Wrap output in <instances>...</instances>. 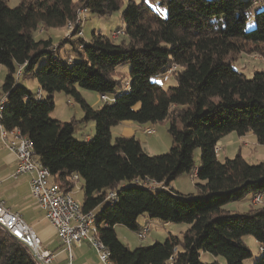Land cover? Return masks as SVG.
I'll return each mask as SVG.
<instances>
[{"label":"trees","instance_id":"16d2710c","mask_svg":"<svg viewBox=\"0 0 264 264\" xmlns=\"http://www.w3.org/2000/svg\"><path fill=\"white\" fill-rule=\"evenodd\" d=\"M6 1L0 0V66L5 68L0 95H6L0 122L30 138L50 180L63 191L74 190L71 176L78 175L82 209L96 215L97 236L111 259L119 264H209L200 259L201 252H209L224 264H244L251 251L243 237L251 235L263 249L254 264H264V206L235 214L223 208L247 194L264 195V160L248 163L238 152L220 161L214 153V145L233 132L239 137L252 133L264 145V72L247 78L232 66L242 50L264 58V8L245 30L253 0H19L14 7ZM157 6L165 9V17ZM80 7L99 16L124 7L123 37L116 42L92 32L89 41L77 38L78 49L73 39L56 43L34 36L74 21ZM64 42L77 59L59 58ZM124 63L130 67L122 81L115 76ZM172 64L174 85L152 80L168 74ZM18 65H23L19 77L35 78L44 97L37 99L19 83ZM81 90L113 101L94 108ZM56 92L80 105L83 121L94 122L90 140L75 139L74 120L50 116ZM125 120L167 122L169 150L149 155L134 136H113L111 128ZM194 168L196 194L169 187ZM108 191L116 192L112 204L105 200ZM143 215L188 227L180 235L169 233L163 242L129 249L114 226L137 232ZM0 264L38 263L0 227Z\"/></svg>","mask_w":264,"mask_h":264},{"label":"rangeland","instance_id":"374dc122","mask_svg":"<svg viewBox=\"0 0 264 264\" xmlns=\"http://www.w3.org/2000/svg\"><path fill=\"white\" fill-rule=\"evenodd\" d=\"M137 3L141 2V0H135ZM146 2L150 3L149 0H145ZM254 3L250 10L248 11V17L246 23L244 25V29L248 30L254 26L255 18L254 14L256 11L261 10L264 8V0H253ZM7 5L10 7H14L19 3V0H7ZM127 2V0H125ZM151 4V3H150ZM125 6V3H124ZM124 7L120 8V10L114 11L109 15L99 16L95 13L87 12L84 17L82 23V35L78 34V32L73 28L72 30L67 29L66 26L60 28H52L54 35V42L58 43L60 40L63 39H73L74 45L76 48L80 49V45L77 44L78 39L80 38L83 41H89L92 32L95 34L100 33L104 35H108L111 39L115 40L116 42L119 41L123 35H118L116 37L111 36L112 31L123 28L121 22V11ZM159 14L162 17L166 16V11L163 7H155ZM66 30V34L64 36V31ZM74 32V36H69ZM36 38L45 36V34L40 35L39 31L34 33ZM72 37V38H71ZM79 43V42H78ZM80 47H79V46ZM59 50V58L61 60H66L67 58L70 59H77V54L72 51L69 42H64L61 45ZM233 68L237 71L242 72L247 78H250L254 72H264V58L259 55L258 53H251L247 50H242L236 58V61L232 64ZM129 63L121 64L117 68V79H122L124 81L128 78V70H129ZM176 68H174L175 70ZM173 70V71H174ZM164 75H156L152 77V80L163 84L164 86H171L174 85L175 79L172 75V72ZM5 75V68L0 66V78L4 77ZM19 83L27 84L28 88L32 92H37V81L32 76H21L19 77ZM83 93V98L86 102L94 108H97L103 104V101L100 99V95L89 90H81ZM42 97L44 94L42 92ZM54 100V108L50 113V116L53 119H58L61 121H70L74 120L75 127L73 135L75 139L81 141L86 140V136L90 135L89 140L93 137L94 134V122L93 121H83V111L80 105L75 102L72 98L66 97L62 92H56L53 96ZM71 103V104H70ZM167 122H158L155 124L148 123L147 126H151L154 128V132L152 134H144L145 140L140 142V145L143 151L149 155L155 154H162L169 150L171 146V137L167 132ZM117 134L121 132L120 126H116L113 128ZM113 135V134H112ZM114 136V135H113ZM231 140V141H230ZM221 146V150L217 156L218 160H223L224 158H232L238 152L241 156L248 162V163H258L264 160V145L259 144L255 136L252 133L245 134L244 136H238L237 134L230 133L223 139L219 141ZM240 149V150H239ZM193 160L194 166L197 167L200 163V150L199 148L194 149L193 151ZM176 185L178 186V192L184 194H196L197 189L195 188L194 183L196 182V178H192L190 173H184L179 175L174 179ZM173 180V181H174ZM172 181V182H173ZM172 182L170 183V187H172ZM78 183L74 190L72 191V196L75 200L81 202L83 198V192L80 188L81 185ZM252 194H247L242 200L240 201H231L223 205V208L228 212L235 214V213H242L248 211L251 207H260L264 206V195L261 197V201L259 203H252L250 200L252 198ZM139 217L138 220H140ZM154 224L149 226V231L146 234V237L142 240L137 238L136 232H133L126 228L123 225H118L117 228V235L118 238L123 241L129 249H134L138 245H150L153 242H163L166 236L170 233L173 235H180L183 233L188 224L186 223H164L159 220H154ZM121 229V230H120ZM245 245L251 251V257L247 258L244 261V264H254L257 258L261 255V251L259 250V245L256 240L251 235H246L243 237ZM200 259L206 263H213L217 262L216 264H224V259L221 256H214L209 252H201Z\"/></svg>","mask_w":264,"mask_h":264},{"label":"built area","instance_id":"2783aa9c","mask_svg":"<svg viewBox=\"0 0 264 264\" xmlns=\"http://www.w3.org/2000/svg\"><path fill=\"white\" fill-rule=\"evenodd\" d=\"M87 12L88 10L84 7L77 9L75 20L68 21L65 25L69 32L74 28L79 35L82 33L81 26ZM123 33L124 28H118L112 31L111 36L116 37ZM70 60L68 58V61ZM22 68L23 65L17 66L16 77L21 75ZM174 68H176V65L172 64L167 72L170 73ZM35 97L37 99L42 97L40 89L35 92ZM100 99L102 101H113V98L106 94H100ZM5 105L6 95L1 94L0 120ZM142 132L152 134L154 128L147 126L142 129ZM0 139L4 146L15 155L16 166L13 175L26 174L29 176L30 196L44 210L46 219L53 226L58 240L68 253V263H70L69 260L72 258L71 247L84 241L95 250L101 264H119L111 259L109 248L97 236L96 215L94 212L84 211L81 202L73 198L72 192L63 191L58 183L50 180L49 171L35 154L30 138L23 135L18 128L5 129L0 122ZM220 150L221 146L218 142L214 145L216 156H218ZM196 172L197 170L194 168L190 175L194 177ZM71 178L77 185L78 175L74 173ZM155 185L151 184L153 187ZM105 200L110 204L114 203L116 201V192L108 191L105 195ZM250 201L259 203L261 197L255 195ZM0 227L26 246L38 264L52 263L54 258L52 252L43 247L40 238L32 227L23 220L21 215L7 208L2 200H0ZM148 231L149 225H144L136 232L137 238L140 240L144 239ZM259 250H263L262 247H259Z\"/></svg>","mask_w":264,"mask_h":264},{"label":"crops","instance_id":"0c3cea01","mask_svg":"<svg viewBox=\"0 0 264 264\" xmlns=\"http://www.w3.org/2000/svg\"><path fill=\"white\" fill-rule=\"evenodd\" d=\"M51 29L52 28L44 29L39 31V33L40 35L45 34V37H51L53 40L54 33ZM64 32L65 36L66 30ZM2 81L3 77L0 78V87ZM22 85H24L29 90L27 84L23 83ZM38 88L39 86H37V90ZM81 94L83 96L82 92ZM116 126H120L121 128V132H119V134H117V132L113 129ZM145 127H147V124H139L133 121L125 120L113 126L111 128V133L114 136H134L136 139L142 142L143 140H145V133L142 132V129ZM227 135H225L224 137H226ZM89 138L90 135H87L86 139ZM15 166L16 160L14 153L9 151L0 139V200H2L4 202V205L11 211L18 212L23 220L32 227L34 232L40 238L43 247L52 252L54 258L51 264H101L95 250L87 242L84 241L78 244H74L71 247L72 258L69 260L70 263H68V253L63 249V246L61 245L55 234L53 226L46 219L44 210L40 206H38L30 196L29 176L26 174L14 176L13 173L15 170ZM175 182L176 181L174 180L172 182V187H169L178 191L179 188ZM140 217L141 219L138 220V224L141 228L144 225L151 226L154 224V220H149L144 215ZM118 227V225L114 226L116 234L118 231Z\"/></svg>","mask_w":264,"mask_h":264}]
</instances>
